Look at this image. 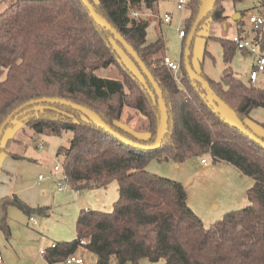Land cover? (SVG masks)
I'll list each match as a JSON object with an SVG mask.
<instances>
[{
    "label": "trees",
    "instance_id": "16d2710c",
    "mask_svg": "<svg viewBox=\"0 0 264 264\" xmlns=\"http://www.w3.org/2000/svg\"><path fill=\"white\" fill-rule=\"evenodd\" d=\"M209 1L186 4L189 15L175 77L159 54L163 39L148 42L146 38L144 15L155 12L158 0H89L136 51L161 89L168 120L158 147L144 150L126 144L82 112L59 103L29 106L6 126L20 123L34 135L60 136L70 131L69 145L57 151L63 156L67 185L75 191L106 188L112 181L118 185V197L109 211L81 209L75 238L46 248L43 256L48 264L64 263L68 255L77 253L81 238L87 240L96 264H136L143 258L164 264H264V147L234 125L228 111L189 77L184 66L185 39L201 6ZM227 1L242 0H216L197 29L208 17L223 22ZM259 5L258 13L264 15V0ZM253 26L252 40L263 49L264 24ZM222 46L224 61L229 62L236 47L230 40H223ZM191 66L246 128L264 141V135L247 123L251 109L264 108V86L247 84L228 68L221 81H214ZM113 70L116 74L111 75ZM40 97L81 104L120 135L145 145L154 142L161 119L157 96L137 62L90 16L81 0H12L0 11V123L19 104ZM139 116L146 125L135 128ZM3 133L0 152L24 159L9 150L16 139L2 142ZM205 154L214 162L233 165L254 181L246 190L248 204L208 227L188 206L180 182L147 170L153 159L179 163ZM10 206L26 216H50L49 206L31 207L16 194L0 197V231L6 237Z\"/></svg>",
    "mask_w": 264,
    "mask_h": 264
},
{
    "label": "rangeland",
    "instance_id": "374dc122",
    "mask_svg": "<svg viewBox=\"0 0 264 264\" xmlns=\"http://www.w3.org/2000/svg\"><path fill=\"white\" fill-rule=\"evenodd\" d=\"M11 1L0 0V11ZM174 1L158 0L156 14L162 15L169 11L172 14V20L168 24L161 25V31L157 28L156 19L149 20L146 38L148 42L155 41L158 37L162 38L164 49L159 54L180 61L184 40L179 36V30L184 29L185 17L189 15V10L186 7L177 9ZM224 6L227 14H231L234 9L239 10L242 14L241 19H237L235 22L233 16H230L222 23L213 21L209 17L206 18L193 38L190 60L194 68L201 69L214 81H221L225 69L228 68L236 77L249 84V73L259 52L253 54L234 49L230 61L225 62L222 41H229L238 33L246 35L248 39L252 40L254 26L249 23V16L261 11L262 7L259 5V0H242L236 3L227 1ZM123 58L128 61L125 57ZM103 73L105 72H100L101 75H104ZM114 74H116L115 70L111 72V75ZM254 85L264 86V72L258 73ZM247 123L256 133L264 135V108L251 109ZM133 125L135 128L145 126L146 119L139 116ZM142 130L139 129L140 133ZM9 136L20 142L16 146L13 145L11 149L28 158L26 159L27 164L17 180L24 182L23 184L31 192L30 186L33 185V181L39 174L47 175L55 165L62 166L63 156L57 151L60 147L69 145L72 134L70 131H66L60 136L34 135L31 129L23 124L15 123L5 129L2 142ZM39 142L43 143L42 147L36 146ZM201 158H205L207 164L201 163ZM147 170L161 177L180 182L186 190L188 206L207 227L221 219L225 213L245 207L248 204L246 190L254 182L250 176L242 174L233 165L223 161L214 162L209 154L201 157L191 156L179 163L171 160L153 159L147 165ZM43 184L48 186L46 190L48 191L46 198L48 202L45 204L51 206L50 216L43 217L34 214L38 224H33L28 221L29 215L26 216L17 207L10 206L8 208L10 235L6 237L0 231V254L3 256L4 264H31L28 261H35L34 264H46L42 258L41 250L45 251L54 241L66 240L65 237L75 233L72 219L79 208L110 209L109 190L111 191L112 186L117 183L112 181L107 185L108 195L102 189H85L75 195L72 188H66L72 190L73 196L59 201L56 200L52 191V178L46 176L42 181ZM38 188H41V185H36L33 190L34 194L38 192ZM62 192H64L63 195H66L71 191L64 190ZM28 200L33 206H36L35 198L29 197ZM86 259L92 262L96 261L94 254L90 253L86 255ZM56 264L64 263L56 262ZM125 264L133 263L126 262ZM136 264H164V262L163 260L152 262L143 258Z\"/></svg>",
    "mask_w": 264,
    "mask_h": 264
},
{
    "label": "water",
    "instance_id": "95a60500",
    "mask_svg": "<svg viewBox=\"0 0 264 264\" xmlns=\"http://www.w3.org/2000/svg\"><path fill=\"white\" fill-rule=\"evenodd\" d=\"M83 2V4L86 6V8L89 11L90 16L97 20L103 27H105L114 37L115 39L120 42L122 44V46L125 48V50L127 51V53L129 55H131L133 57V59L137 62L138 66L140 67L141 71L143 72V74L147 77L148 81L151 83L152 88L154 89V92L157 96V100L160 106V110H161V119H160V123H159V127H158V131L155 137V140L153 143L151 144H141L135 141L130 140L129 138L120 135L118 132L114 131L109 125H107L100 117L97 113H95L93 110L75 103L71 100L65 99V98H59V97H40V98H33L30 100H27L21 104H19L18 106H16L15 108H13L2 120V122L0 123V137L4 131V129L6 128V126L8 125V123L10 122V120L20 111H22L23 109L35 105V104H39V103H59L62 105H66L69 107H72L80 112H82L83 114H85L89 119L93 120L95 123H97L102 129L106 130L107 132L112 133L113 135H115L117 138H119L121 141H123L126 144L129 145H133L136 148L139 149H144V150H150V149H154L156 147H158L165 135V131H166V126H167V120H168V116H167V107L166 104L164 102L163 96H162V92L161 89L159 87V85L157 84V82L155 81V79L153 78V75L151 74V72L149 71V69L146 67L145 63L139 58L138 54L136 53V51L129 45V43L121 36V34H119L112 26L111 24L103 17L101 16L99 13H97L95 11V9L93 8V6L91 5V3L89 2V0H81ZM216 0H210L206 5L201 6L198 14L196 15L192 26L189 30V33L185 39V46H184V66H185V70L187 72V74L189 75V77L193 80L198 81L205 89L206 91L212 95L215 100H217L230 114L234 125L244 134H246L249 138H251L253 141H255L256 143L260 144L261 146L264 147V141L257 137L255 134H253L251 131H249L246 126L243 124V122L237 117V115L235 114V112L226 104L224 103L212 90V88L210 87L209 83L204 80L202 77H200L198 74H196L191 66L190 63V48L192 45V41L194 38V35L196 33L197 27L200 24V22L204 19V17L208 14V12L212 9L214 3Z\"/></svg>",
    "mask_w": 264,
    "mask_h": 264
},
{
    "label": "crops",
    "instance_id": "0c3cea01",
    "mask_svg": "<svg viewBox=\"0 0 264 264\" xmlns=\"http://www.w3.org/2000/svg\"><path fill=\"white\" fill-rule=\"evenodd\" d=\"M176 2H177V0L174 1L175 6H176ZM157 4H158V2H157ZM155 9L156 10H155L154 13L146 12V14L144 16H145V18L148 21L151 20V19H156L157 22H158L157 28H158V30L161 31V25L168 24V23L162 22L163 16L165 14H170L171 15V20H172V14H171V12L166 11L162 15H159V14H156V12H157V5H156V8ZM240 13L241 12L239 10L234 9L231 14H227L226 13V9H225V14H226L227 18H229L230 16H233V19H234L235 22H237L236 21L237 19H241V15L242 14H240ZM225 20L222 23H224ZM163 56H166V55L163 54ZM8 138H12V137L9 136L6 139H8ZM6 139H5V141H6ZM17 144H20V142L18 140L11 141V143L9 144V150H11L12 152H14L11 149V147L13 145L16 146ZM22 155H24V154H22ZM26 159H28L26 156L24 157V159H14V158H11L7 153L2 152V151L0 152V197L7 196V195H12V194H16L21 200H23L26 204H28L31 207L48 206V205L45 204L46 202H48L46 200V198L48 196V191H46L48 189V186L46 184H43L42 185V181H44L45 179L38 180V178L36 177V180L33 181V185L30 186L31 187V192L23 184L24 182H21V181H18L17 180L18 176H20L21 171L24 169V167L27 164L26 163V161H27ZM44 176H45V178H46V176L52 178L51 175H50V171H49V174L44 175ZM52 182H53L52 191L54 192V196H55V198H56L57 201H59V200H65V199H68V198H70V197L73 196L72 190H68L69 188L68 189H65V190L71 191V192L66 193V195H63L64 192H62V191H64V190H61V191L57 190L56 185H55V182H54V178H52ZM36 185H39V186L41 185V188H38V192L36 194H34L33 190L36 187ZM107 188H105V189L104 188H98V189H102L104 192H106L107 191L106 190ZM78 192L79 191H75L74 190V194L75 195L78 194ZM31 193H33L34 195H32ZM107 195H108V193H107ZM109 195L111 197L110 198L111 199V204L109 205L110 206V209H111V206H112L114 200H116L117 197H118V185L117 184L112 186V190L111 191L109 190ZM29 197L32 198V199L35 198L37 200V201L34 200L36 206H33V204L31 202H29V200H28ZM96 199H98V198H96ZM41 204H44V205H41ZM49 207H50V213H52L51 206H49ZM81 209H88V208H86V207L79 208L78 212L73 217V219H72V225L74 226V231H75V221H76V218L78 216V213H79V211ZM91 209H98V210H103V211L110 210V209H102L101 207H93ZM34 214L35 213H32L29 216H33L34 217L35 216ZM28 221H29V223L30 222L33 223L29 219H28ZM33 224H38L37 220H36V223H33ZM75 236H76V233L73 232L72 234H69L67 237H65L66 240H62V241L72 240V239L75 238ZM54 242H58V241H54ZM41 255H42V258L44 259V256H43L44 253H41ZM0 257H1L0 264H4V262H3V256L1 254H0ZM44 261H45V259H44ZM28 262H30L31 264H34L35 263V261L34 262L33 261H28ZM45 263L48 264L46 261H45ZM53 264H56V263H53Z\"/></svg>",
    "mask_w": 264,
    "mask_h": 264
},
{
    "label": "built area",
    "instance_id": "2783aa9c",
    "mask_svg": "<svg viewBox=\"0 0 264 264\" xmlns=\"http://www.w3.org/2000/svg\"><path fill=\"white\" fill-rule=\"evenodd\" d=\"M188 0H177L176 2V8L177 9H183L186 7ZM132 15L135 17H139V14L137 12H132ZM162 22L164 23H170L171 22V15L170 14H165L162 18ZM249 23L251 25H262L264 24V15L261 13H256V14H251L249 16ZM179 36L183 38L184 36V31L183 29L179 30ZM230 41L234 44L236 49L242 50L246 53H253L257 54V59L254 63L253 68L251 69L249 73V84L254 85L256 82L257 76L259 72H264V48L260 49V44L256 43L254 40L248 39L244 36L240 35H234ZM162 63L166 65L168 68H170L174 76L176 77V74L178 73L179 70V61L172 60L168 56H163L162 58ZM43 143L39 142L36 146L37 147H42ZM201 163L207 164V161L205 158L201 159ZM50 175L52 178H54V182L56 185L57 190H65L66 188H70L67 185V175L62 169V166L59 167L58 165H55L52 170H50ZM38 180H43L45 179L44 174H39L38 175ZM29 220L32 221L33 223H36V220L33 216H29ZM87 240L84 238H81L78 243V249L79 251L77 253H73L68 255L64 263L65 264H96L95 262H92L88 259H86V255L90 253L89 248L86 246ZM54 246V243L52 244ZM45 251L41 250V253H44ZM1 261V257H0Z\"/></svg>",
    "mask_w": 264,
    "mask_h": 264
}]
</instances>
